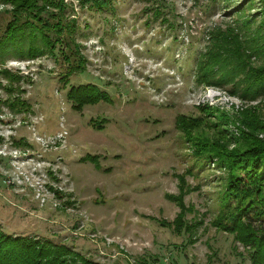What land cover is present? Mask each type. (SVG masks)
I'll list each match as a JSON object with an SVG mask.
<instances>
[{
    "label": "rangeland",
    "instance_id": "rangeland-1",
    "mask_svg": "<svg viewBox=\"0 0 264 264\" xmlns=\"http://www.w3.org/2000/svg\"><path fill=\"white\" fill-rule=\"evenodd\" d=\"M110 1L97 10L65 0L86 58L85 70L67 82L56 53L0 64L21 76L9 85L0 74L2 231L48 239L102 264H251L248 252L238 243L233 251L232 236L212 224L225 171L216 159L201 166L176 126L178 114L203 117V107L218 118L237 116L218 128L232 148L243 131L238 114L257 107L264 119V96L244 101L194 78L207 30L234 25L242 0ZM260 7L254 0L245 15ZM8 10L0 1L3 27ZM80 84L96 86L109 102L74 109L66 92ZM15 98L28 110L11 112L6 105ZM177 175L189 189L185 220L203 222L193 244L160 225L180 212L168 197L179 194Z\"/></svg>",
    "mask_w": 264,
    "mask_h": 264
},
{
    "label": "trees",
    "instance_id": "trees-1",
    "mask_svg": "<svg viewBox=\"0 0 264 264\" xmlns=\"http://www.w3.org/2000/svg\"><path fill=\"white\" fill-rule=\"evenodd\" d=\"M0 1L10 6L6 11L10 19L4 27L0 24L1 65L9 58L24 61L57 54L65 66L62 80L67 82L70 75L85 70L86 58L75 41L76 19L66 14L67 9L72 8L68 7L71 3L65 0ZM253 1L242 0L233 8L234 25L214 26L207 30L206 44L195 60L197 85L226 90L244 101L264 96V0H259L260 11L246 16V7H250ZM79 3L80 6L88 4L103 10L111 1L79 0ZM0 74L9 85L21 79L20 75L7 69H0ZM5 89L13 92L11 86ZM66 99L77 110L88 104L109 102L110 97L92 84H80L69 87ZM7 103L8 109L15 113L27 111L29 107L18 98ZM201 111L203 117L178 114L176 126L183 130L184 141L191 146L192 154L201 166L205 161L216 159L218 167L225 171L220 211L212 224L217 231L232 236L233 251H237L235 244L238 243L248 252L251 264H264V119L257 107L245 108L238 114L243 131L241 136L233 138L234 147L229 148L224 131L220 129L236 123L233 119L237 116L220 115L218 118V114L208 107L201 108ZM213 117L216 122H209L207 126L204 119ZM177 179L179 194L168 197L178 205L180 212L172 222L160 221V225L172 229L177 235L186 234L187 244H193L196 237H191L203 222L195 218L192 222L185 220L187 208L183 197L189 189L185 175H177ZM0 264L102 263L48 239L7 234L0 226Z\"/></svg>",
    "mask_w": 264,
    "mask_h": 264
}]
</instances>
